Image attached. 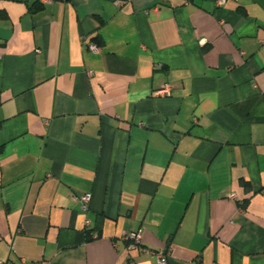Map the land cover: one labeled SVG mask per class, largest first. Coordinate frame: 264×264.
Returning a JSON list of instances; mask_svg holds the SVG:
<instances>
[{
    "label": "crops",
    "instance_id": "crops-1",
    "mask_svg": "<svg viewBox=\"0 0 264 264\" xmlns=\"http://www.w3.org/2000/svg\"><path fill=\"white\" fill-rule=\"evenodd\" d=\"M139 229L264 264V0H0V260L156 264Z\"/></svg>",
    "mask_w": 264,
    "mask_h": 264
},
{
    "label": "built area",
    "instance_id": "built-area-1",
    "mask_svg": "<svg viewBox=\"0 0 264 264\" xmlns=\"http://www.w3.org/2000/svg\"><path fill=\"white\" fill-rule=\"evenodd\" d=\"M225 0H219V3L222 4L224 3ZM89 48L93 51H99L100 46L95 43L91 42L89 43ZM172 92V86L169 84H166L163 86L161 89L157 91L158 95H170ZM80 200L81 204V209L84 212H88L89 207H90V202L92 200V194L91 193H84L78 198ZM86 224H90V220L87 218L86 219ZM142 231L141 229L129 232V233H123L120 239L126 243V248L131 251L135 249H140L144 253H151L155 254L157 258V263L156 264H168V251L167 250H160V251H152L142 244ZM0 264H5L3 261L0 260Z\"/></svg>",
    "mask_w": 264,
    "mask_h": 264
},
{
    "label": "trees",
    "instance_id": "trees-1",
    "mask_svg": "<svg viewBox=\"0 0 264 264\" xmlns=\"http://www.w3.org/2000/svg\"><path fill=\"white\" fill-rule=\"evenodd\" d=\"M43 8V4L42 3H38V2H36L35 4H34V6H33V10L34 11H38V10H40V9H42Z\"/></svg>",
    "mask_w": 264,
    "mask_h": 264
}]
</instances>
